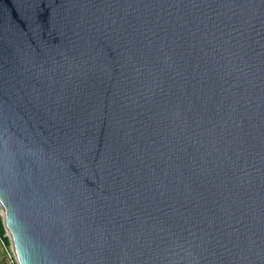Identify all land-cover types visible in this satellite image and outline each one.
Segmentation results:
<instances>
[{"label":"water","instance_id":"obj_1","mask_svg":"<svg viewBox=\"0 0 264 264\" xmlns=\"http://www.w3.org/2000/svg\"><path fill=\"white\" fill-rule=\"evenodd\" d=\"M0 218L17 264H264V0H0Z\"/></svg>","mask_w":264,"mask_h":264},{"label":"built area","instance_id":"obj_2","mask_svg":"<svg viewBox=\"0 0 264 264\" xmlns=\"http://www.w3.org/2000/svg\"><path fill=\"white\" fill-rule=\"evenodd\" d=\"M0 243L2 244L3 250L5 252L7 264H17L15 257L12 253V250L10 248V243H9V245H6L1 237H0Z\"/></svg>","mask_w":264,"mask_h":264},{"label":"trees","instance_id":"obj_3","mask_svg":"<svg viewBox=\"0 0 264 264\" xmlns=\"http://www.w3.org/2000/svg\"><path fill=\"white\" fill-rule=\"evenodd\" d=\"M0 237L3 239V241L5 242L6 245H9V240L5 236V230H4V226H3V222L1 220V218H0Z\"/></svg>","mask_w":264,"mask_h":264},{"label":"rangeland","instance_id":"obj_4","mask_svg":"<svg viewBox=\"0 0 264 264\" xmlns=\"http://www.w3.org/2000/svg\"><path fill=\"white\" fill-rule=\"evenodd\" d=\"M0 264H7V259L1 243H0Z\"/></svg>","mask_w":264,"mask_h":264}]
</instances>
